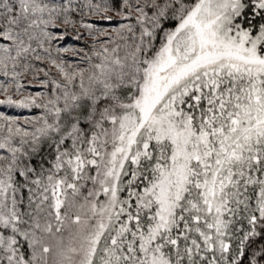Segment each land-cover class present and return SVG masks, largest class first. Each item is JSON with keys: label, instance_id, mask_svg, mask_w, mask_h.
Here are the masks:
<instances>
[{"label": "snow or ice", "instance_id": "obj_1", "mask_svg": "<svg viewBox=\"0 0 264 264\" xmlns=\"http://www.w3.org/2000/svg\"><path fill=\"white\" fill-rule=\"evenodd\" d=\"M0 106V264H264V0H0Z\"/></svg>", "mask_w": 264, "mask_h": 264}, {"label": "trees", "instance_id": "obj_2", "mask_svg": "<svg viewBox=\"0 0 264 264\" xmlns=\"http://www.w3.org/2000/svg\"><path fill=\"white\" fill-rule=\"evenodd\" d=\"M93 20H95V18H92ZM97 23L98 26L100 27H104V28H110L113 27L117 24V21H112V22H108V21H95ZM57 32H59L60 30L57 29ZM81 31H83V29H81ZM76 33H73L71 31H69L68 35L63 39V40H58L56 41V44L60 47H65V46H71V47H75V48H82L84 49L85 52L90 50V43H91V38L84 36L82 37V39L80 40H76L75 37ZM90 41V42H88ZM71 56V54H66L65 59H68ZM69 62H75V59H71ZM37 90L41 91V88L39 87H29L28 90ZM0 111H4L5 114L8 115H20V116H25V115H32L36 113V110H27V111H22V113L20 111H17L16 109L10 108L8 106H0Z\"/></svg>", "mask_w": 264, "mask_h": 264}, {"label": "rangeland", "instance_id": "obj_3", "mask_svg": "<svg viewBox=\"0 0 264 264\" xmlns=\"http://www.w3.org/2000/svg\"><path fill=\"white\" fill-rule=\"evenodd\" d=\"M88 42H90V41H88ZM91 44V43H90ZM38 82L37 81H33V84L35 85V84H37ZM27 91H29V92H32V93H35V92H38V89L37 90H28L27 89ZM41 91H42V89H41ZM9 107V106H8ZM17 111H20L21 113H22V111H24V110H21V109H16ZM25 111H27V110H25Z\"/></svg>", "mask_w": 264, "mask_h": 264}]
</instances>
